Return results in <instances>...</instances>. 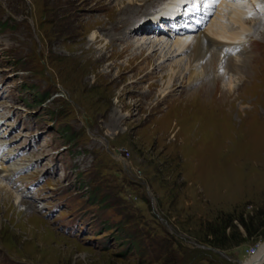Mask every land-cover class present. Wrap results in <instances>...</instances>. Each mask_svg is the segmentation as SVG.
Instances as JSON below:
<instances>
[{"label": "rangeland", "instance_id": "rangeland-1", "mask_svg": "<svg viewBox=\"0 0 264 264\" xmlns=\"http://www.w3.org/2000/svg\"><path fill=\"white\" fill-rule=\"evenodd\" d=\"M258 2L245 19L240 62L219 58L188 80L172 46L192 34L148 32L149 2L148 14L143 0H0V105L16 110L0 114V128L23 137L15 150L34 136L25 162L38 172L28 170L26 182L38 176L33 191L49 218L36 196L22 202L3 184L21 204L0 198V264H242L255 256L264 246ZM227 3L221 16L238 30ZM17 110L31 121L27 134L17 131Z\"/></svg>", "mask_w": 264, "mask_h": 264}, {"label": "bare ground", "instance_id": "bare-ground-1", "mask_svg": "<svg viewBox=\"0 0 264 264\" xmlns=\"http://www.w3.org/2000/svg\"><path fill=\"white\" fill-rule=\"evenodd\" d=\"M148 2H149V5L151 6L148 8L149 10H152L153 7H155V5L157 3H159V4L161 3L160 0H152V1L151 0H143V4L141 5L142 6L141 10L142 9L146 10V6H148L147 5ZM175 4H176L175 0H171L170 3L167 5V7H165V3L162 4L163 6L160 9L161 12H157V15L152 17L151 20H149V23H150L149 27H151V25H153V24H155V26L159 27V23H160L159 20L162 18H166V19L173 18L175 16L174 10H176V6H174ZM163 7H165L166 9H164ZM232 8H234V10L231 11V13H230L231 14L230 18H231L232 22L234 24H236V26L238 28L244 29V23H246L247 21L241 20L240 15H242V11L238 10V8L236 6H234ZM148 9L146 10L147 13H148ZM126 11L129 12V15H131V14L135 15L134 12H132L131 10L129 11L127 8H126ZM176 11H178L177 14H179L178 8ZM184 15H185V13L182 12V13H180L179 16L184 17ZM147 17H145V18H147ZM122 20H123L122 17H120L119 21L116 22L117 23L116 25L122 23L123 22ZM152 28L153 27H151L148 32H153ZM137 30H138V28H137ZM182 30H184V28H182ZM207 30L208 31H206V32L208 34L204 33V32H200L199 29L194 30V32L190 31L192 34L191 36H186L185 38H177V40L174 42V44L172 46L173 48H175V51H173L172 53H180V54H184V56H185V59L187 61V64L185 66V70H186V73H188V75H187L188 80L192 77H194L193 79H195V77H197V76L202 77V75H204V73L208 69H211L216 65V63L218 62L220 57L225 59V61L227 62V64L225 63L226 67H229L230 65L234 64V61H235V59L233 57L234 55H232V53H231V52H233L232 49L233 48H236V50H237V48L240 49V46H238V45H235V44L233 45L232 43L219 40V39H222V37H224L223 40H227V41H232L234 39H237L239 37L238 32H227V30L225 29V25L219 23L218 21H213ZM225 33H227V34L225 35ZM156 46H158V49H161L163 47V43L158 42ZM162 50H163V48H162ZM241 53H242V51L240 50L239 54H235V55H239L237 60L242 59V57H240ZM175 68H177V71H174L170 74H167V87L166 88H169L170 79H172L171 77L175 74V72L177 73L178 70H180V65H176ZM198 69H200V70L198 71ZM198 77H197V79H198ZM233 79H235V78H233ZM229 83H230V81H229ZM0 125H1V123H0ZM21 149L22 148H18L17 150H21ZM4 167H6V166H4ZM6 168H8V167H6ZM6 168L1 167V169H0V173H1L0 177H4V179H6L7 177L10 176V173H9L10 170H8ZM4 182L5 181H2L0 179V198L3 197L4 204L6 202H8L7 203L8 207H11V208L14 207V209H15L16 205L21 204V201L17 200V198H15L16 197L15 195H14L15 197L13 196V193H11V191L8 190V187L6 185H3V184H6ZM11 199H13V201H11ZM260 257H261V260L259 261ZM263 259H264V246L261 249H259V251L255 254V256L251 257V259L247 260L246 262H244L242 264H259Z\"/></svg>", "mask_w": 264, "mask_h": 264}, {"label": "water", "instance_id": "water-1", "mask_svg": "<svg viewBox=\"0 0 264 264\" xmlns=\"http://www.w3.org/2000/svg\"><path fill=\"white\" fill-rule=\"evenodd\" d=\"M261 260V257L259 258V261ZM237 263H239V260L237 259Z\"/></svg>", "mask_w": 264, "mask_h": 264}, {"label": "trees", "instance_id": "trees-1", "mask_svg": "<svg viewBox=\"0 0 264 264\" xmlns=\"http://www.w3.org/2000/svg\"><path fill=\"white\" fill-rule=\"evenodd\" d=\"M89 206V205H88Z\"/></svg>", "mask_w": 264, "mask_h": 264}]
</instances>
